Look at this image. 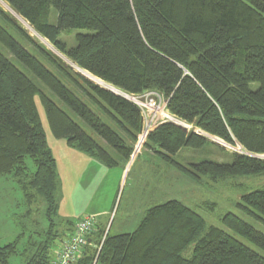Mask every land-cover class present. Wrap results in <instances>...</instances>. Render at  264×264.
Returning a JSON list of instances; mask_svg holds the SVG:
<instances>
[{
  "label": "trees",
  "instance_id": "1",
  "mask_svg": "<svg viewBox=\"0 0 264 264\" xmlns=\"http://www.w3.org/2000/svg\"><path fill=\"white\" fill-rule=\"evenodd\" d=\"M2 1L82 73L53 59L0 10V47L11 57L0 51V177L20 185L29 207L38 198L47 207V226L31 233L22 226L14 241L0 245V264H11L13 256L19 264H50L59 239L56 162L36 100L55 139L107 168L132 155L142 130L139 109L83 73L127 95H162L168 112L192 131L163 123L144 146L195 181L264 175V0ZM72 30L84 32L68 47L61 36ZM196 129L248 155L185 168L174 159L181 150L214 145ZM237 206L264 226V188L242 195ZM220 222L231 234L170 200L149 209L132 233L111 236L95 224L77 264H264V233L231 213Z\"/></svg>",
  "mask_w": 264,
  "mask_h": 264
},
{
  "label": "rangeland",
  "instance_id": "2",
  "mask_svg": "<svg viewBox=\"0 0 264 264\" xmlns=\"http://www.w3.org/2000/svg\"><path fill=\"white\" fill-rule=\"evenodd\" d=\"M0 10L11 18L24 33L32 38L35 44L51 55L53 59L63 63L73 72L82 73L47 40L44 41L45 39L39 35L31 33L1 3ZM55 19L56 15L52 12L50 21L54 23ZM0 23L5 26L1 20ZM6 28L25 49L35 53L33 46L21 39L9 27ZM80 32L84 31L72 30V33H64L61 36V41L65 42L68 47H74L76 43L74 36ZM0 51L7 58L11 59L1 47ZM83 74L94 81V83L110 89L125 99L128 98L127 94L118 92L108 85L92 79L87 74ZM69 87L72 89L70 85ZM250 87L252 90H255L258 85L252 84ZM151 92L148 91L140 95V97H144ZM47 94L58 103L52 94L49 92ZM77 95L85 102L87 101L79 92ZM146 99L150 103L156 97H146L141 101L142 105H146ZM36 105L46 130L48 145L50 150H52V155H54L53 158L55 157L54 159L57 162L56 210L53 216L57 228L58 226H64L66 220L78 222L85 217H91L96 221V224L98 223L103 229L109 231L111 236L132 233L136 230L149 209L173 200L183 204L201 216L207 226L216 227L227 234L231 233L220 222L222 216L227 213L241 218L256 230L264 233V226L246 217L237 206L240 204L242 195L264 188V175L224 178L215 181L209 178H202L201 181H195L148 150L144 146L145 142L140 144V134L137 141L133 144L132 155L137 154L136 157L132 158L131 155L125 164L119 162L116 167L107 168L99 161L93 160L75 149L68 151L66 142L55 139L49 132L43 107L38 100H36ZM136 107L138 108V106ZM148 110L150 109L146 108V111ZM140 116L143 122L141 112ZM78 123L83 127L80 122ZM205 138L214 143V145H207L200 150L183 149L174 157L175 161L185 168H189L190 165L204 159L218 163H229L230 155L238 153V151H241V154L248 155L239 146L233 147L212 137ZM97 141L99 144L104 145L99 139ZM105 150L114 159H118V156L111 149L106 147ZM261 159H264V157H261ZM26 162L32 167L29 159ZM19 186L11 178L0 177V245L2 246L14 241L21 232L22 226L26 227L29 233L35 231V227L41 228L47 226L46 204L38 198L39 200L33 202L31 207H29ZM29 211H31L29 213L30 217L26 219L27 212ZM236 239L255 250V247L246 243L241 238L236 237ZM189 255L190 252L188 251L186 256ZM10 262L11 264H19L20 259L17 256H13L10 258Z\"/></svg>",
  "mask_w": 264,
  "mask_h": 264
},
{
  "label": "built area",
  "instance_id": "3",
  "mask_svg": "<svg viewBox=\"0 0 264 264\" xmlns=\"http://www.w3.org/2000/svg\"><path fill=\"white\" fill-rule=\"evenodd\" d=\"M149 96H155V100H145L146 105L141 101ZM127 99L132 104L138 106L142 113V130L139 136V143L143 144L148 135L163 123H173L192 131V127L172 116L167 110V102L160 94L148 93L144 97L127 95ZM146 108L150 109L146 111ZM196 135L206 137L207 135L196 129L193 131ZM241 154V151H238ZM137 155V154H136ZM132 155V158L136 157ZM95 226V220L91 217H85L77 222L71 234H68L59 247L52 250V259L50 264H77L83 257V252L87 244V237L91 234ZM100 247H97V252Z\"/></svg>",
  "mask_w": 264,
  "mask_h": 264
},
{
  "label": "crops",
  "instance_id": "4",
  "mask_svg": "<svg viewBox=\"0 0 264 264\" xmlns=\"http://www.w3.org/2000/svg\"><path fill=\"white\" fill-rule=\"evenodd\" d=\"M66 148H67V150L68 151H70V150H73V149H75L74 147H71V146H68L67 144H66ZM64 150H66V149H64ZM75 150H77V149H75ZM78 151V150H77ZM51 152H52V150H51ZM84 154V153H83ZM86 155V154H85ZM54 156V155H53ZM86 156H88V155H86ZM89 157V156H88ZM55 158V157H54ZM89 158H91V157H89ZM91 159H93V158H91ZM93 160H95V159H93ZM56 162V161H55ZM56 168H57V162H56ZM31 211H29V212H27V216H26V219H29V213H30ZM80 221V220H79ZM78 221V222H79ZM65 224H64V226H58V228H57V225H56V231H57V233H58V236H59V239H58V243L56 244L57 246L56 247H59V245L62 243V241L66 238V236H67V234H69L70 232H71V230H72V225H74V224H76L77 223V221L76 222H71V221H69V220H66L65 222H64ZM69 223H71V226H69ZM63 227V228H62ZM60 229H62V230H60ZM21 233V232H20ZM19 233V234H20ZM18 234V235H19Z\"/></svg>",
  "mask_w": 264,
  "mask_h": 264
},
{
  "label": "bare ground",
  "instance_id": "5",
  "mask_svg": "<svg viewBox=\"0 0 264 264\" xmlns=\"http://www.w3.org/2000/svg\"><path fill=\"white\" fill-rule=\"evenodd\" d=\"M0 3L7 9V10H10V12L12 13V10L7 6V4L6 3H4L2 0H0ZM23 22V21H22ZM29 30H30V32H32L31 31V29L29 28ZM206 137H210V136H206ZM95 224H96V221H95Z\"/></svg>",
  "mask_w": 264,
  "mask_h": 264
}]
</instances>
